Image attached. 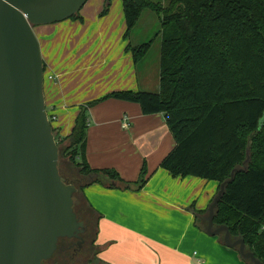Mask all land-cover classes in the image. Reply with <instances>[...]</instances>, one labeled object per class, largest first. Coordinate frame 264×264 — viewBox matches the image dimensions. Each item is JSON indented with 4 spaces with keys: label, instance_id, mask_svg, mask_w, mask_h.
Returning <instances> with one entry per match:
<instances>
[{
    "label": "crops",
    "instance_id": "1",
    "mask_svg": "<svg viewBox=\"0 0 264 264\" xmlns=\"http://www.w3.org/2000/svg\"><path fill=\"white\" fill-rule=\"evenodd\" d=\"M103 5L104 0L94 5L88 0L80 18L34 27L47 69L44 92L57 140L72 132L87 108L88 164L115 168L127 181L139 180L143 166L150 175L141 188L110 187L107 180L84 186L89 176L74 164L68 166L66 175L79 188L78 201L96 220L99 258L110 264H250L221 235H209L201 222L219 191L218 182L173 176L161 166L176 146L164 112L144 114L138 102L116 98L88 107L113 91L160 89L161 36L153 38L160 44L155 61L149 59L152 44L142 65H136L126 46L143 42L133 39L134 32L122 39L125 13L123 23H105ZM50 25L56 34L48 35ZM126 119L128 127L123 126ZM66 162H71L68 157Z\"/></svg>",
    "mask_w": 264,
    "mask_h": 264
},
{
    "label": "trees",
    "instance_id": "2",
    "mask_svg": "<svg viewBox=\"0 0 264 264\" xmlns=\"http://www.w3.org/2000/svg\"><path fill=\"white\" fill-rule=\"evenodd\" d=\"M123 8L126 39L143 10L159 17L160 89L117 90L88 107L116 98L138 102L144 114L164 112L176 146L161 166L173 176L214 180L220 189L237 168L214 222L229 226L233 239L243 238L264 263V0H123ZM153 41L128 42L136 65ZM86 110L57 140L60 153L82 175H97L84 186L107 180L110 187L141 188L150 177L144 166L139 180L127 181L115 168L95 169L85 160Z\"/></svg>",
    "mask_w": 264,
    "mask_h": 264
},
{
    "label": "water",
    "instance_id": "3",
    "mask_svg": "<svg viewBox=\"0 0 264 264\" xmlns=\"http://www.w3.org/2000/svg\"><path fill=\"white\" fill-rule=\"evenodd\" d=\"M87 0H0V264H44L61 238L87 225L75 210L79 190L63 178L60 146L44 92V59L34 27L71 18ZM208 208L206 232L222 235L253 264H264L229 226H216L226 185ZM97 175L89 176L94 180Z\"/></svg>",
    "mask_w": 264,
    "mask_h": 264
},
{
    "label": "rangeland",
    "instance_id": "4",
    "mask_svg": "<svg viewBox=\"0 0 264 264\" xmlns=\"http://www.w3.org/2000/svg\"><path fill=\"white\" fill-rule=\"evenodd\" d=\"M91 2V5H94V3L97 2V0H89ZM156 2L159 1H164V0H154ZM88 2V0H87ZM100 2V0H99ZM122 0H111L110 4V9L108 11V4L107 2L104 0V5L103 8L100 12V14L102 15V19H104L105 23H112L113 25H116L117 23H119L120 21L123 23V18H124V11H123V4H122ZM74 20L75 18H69ZM159 17L156 13H154L152 10H145L144 12H142L141 17L138 19L135 30L133 31V39L135 41H141V42H146L149 41L152 38H156V32L159 31L160 29V21L158 20ZM67 20V19H66ZM55 25V24H52ZM49 27V30H47V33H49L48 35H51L54 33L56 34V29L53 30L54 26H46ZM113 28V26H112ZM121 38L124 39V32H121ZM117 34V39H118V33L115 31L114 35ZM155 41V40H154ZM153 41V42H154ZM160 44L158 42L153 43V47L152 50L149 54V59L151 62L155 61V55L156 52L157 54L159 53V46ZM142 65V64H140ZM44 74L46 76L47 74V69H45ZM156 89V88H155ZM53 121V120H52ZM53 123V122H52ZM62 145H60L61 148ZM61 152V149H60ZM66 158L67 156H64L63 154L60 153V158H59V167H60V171L62 173H66L68 170V166L73 167V164L66 162ZM75 167V165H74ZM193 176V175H191ZM195 177V176H193ZM197 177V176H196ZM204 179V178H203ZM206 181H211L212 183L214 182V180H208L205 179ZM134 187V186H133ZM76 202L78 203L76 209L79 211H83L84 212V216L85 218H90V219H94V222L96 221L94 216H92L91 214L89 215V213L85 212V209L83 208L82 204L80 203V201H78V197L75 198ZM207 215L208 212L205 214V218L202 219V224L206 225L208 222L207 221ZM94 230L93 229V234H94ZM90 248V249H89ZM90 250V251H89ZM98 251L99 248L98 246H92L89 247V244H86V246L83 248L82 251H80V253L77 255V257L74 258H70V254H66L64 256L60 255V254H55L53 256V258L49 261H44V264H53L54 261H57V264H103L100 261V258L98 256Z\"/></svg>",
    "mask_w": 264,
    "mask_h": 264
},
{
    "label": "flooded vegetation",
    "instance_id": "5",
    "mask_svg": "<svg viewBox=\"0 0 264 264\" xmlns=\"http://www.w3.org/2000/svg\"><path fill=\"white\" fill-rule=\"evenodd\" d=\"M61 174H62L63 178L66 179L68 182L74 181L73 179L68 177L66 175V173L61 172ZM74 183H76V182L74 181ZM77 205H78V203L75 200V210H76L78 216L80 217V219L83 220L85 222V224L87 225V230L82 234L83 240H80L79 238H61L58 242V248H57L55 254L58 253V254L64 256L68 253V254H70V258H74V257H77V255L80 253V251L83 250V248L86 246V244H89V247H92L93 245L96 246L95 245L96 221L94 222V219L85 218L84 212L76 209ZM94 228H95V230H94V234H93ZM53 256L46 261L51 260L53 258ZM53 264H57V261H54Z\"/></svg>",
    "mask_w": 264,
    "mask_h": 264
},
{
    "label": "built area",
    "instance_id": "6",
    "mask_svg": "<svg viewBox=\"0 0 264 264\" xmlns=\"http://www.w3.org/2000/svg\"><path fill=\"white\" fill-rule=\"evenodd\" d=\"M48 113H49V112H48ZM49 118H50L51 122H52V120L54 119V117H53L51 114H49ZM123 126H124V127H128V126H129V122H128L127 119L124 120Z\"/></svg>",
    "mask_w": 264,
    "mask_h": 264
}]
</instances>
